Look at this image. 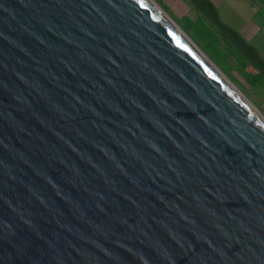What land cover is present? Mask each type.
Here are the masks:
<instances>
[{
    "label": "water",
    "instance_id": "95a60500",
    "mask_svg": "<svg viewBox=\"0 0 264 264\" xmlns=\"http://www.w3.org/2000/svg\"><path fill=\"white\" fill-rule=\"evenodd\" d=\"M0 264H264V126L145 0H0Z\"/></svg>",
    "mask_w": 264,
    "mask_h": 264
},
{
    "label": "rangeland",
    "instance_id": "374dc122",
    "mask_svg": "<svg viewBox=\"0 0 264 264\" xmlns=\"http://www.w3.org/2000/svg\"><path fill=\"white\" fill-rule=\"evenodd\" d=\"M197 46L232 84L234 89L264 118V87L253 80L256 73L238 59L221 38L210 39L193 30L199 13L184 0H152ZM220 20L256 48L264 59V7L257 0H211Z\"/></svg>",
    "mask_w": 264,
    "mask_h": 264
},
{
    "label": "trees",
    "instance_id": "16d2710c",
    "mask_svg": "<svg viewBox=\"0 0 264 264\" xmlns=\"http://www.w3.org/2000/svg\"><path fill=\"white\" fill-rule=\"evenodd\" d=\"M184 1L188 2L199 13V18L195 22L193 30L203 34L206 38H221L227 47L233 50L238 59L256 72L252 76L253 80L264 87V59L256 48L220 20L218 11L210 0ZM257 1L264 7V0Z\"/></svg>",
    "mask_w": 264,
    "mask_h": 264
},
{
    "label": "bare ground",
    "instance_id": "6f19581e",
    "mask_svg": "<svg viewBox=\"0 0 264 264\" xmlns=\"http://www.w3.org/2000/svg\"><path fill=\"white\" fill-rule=\"evenodd\" d=\"M165 21L173 28L179 36L187 43L193 51H195L199 57L208 65L211 71L223 82V84L246 106V108L259 120L264 126V118L256 111V109L248 104L244 98L234 89L232 84L219 72V70L203 55V53L197 48V46L186 36V34L152 1L145 0Z\"/></svg>",
    "mask_w": 264,
    "mask_h": 264
},
{
    "label": "crops",
    "instance_id": "0c3cea01",
    "mask_svg": "<svg viewBox=\"0 0 264 264\" xmlns=\"http://www.w3.org/2000/svg\"><path fill=\"white\" fill-rule=\"evenodd\" d=\"M211 1V0H210ZM212 2V1H211ZM213 3V2H212ZM213 5L215 6V4L213 3ZM260 5V4H259ZM261 6V5H260ZM216 7V6H215ZM216 9H217V7H216Z\"/></svg>",
    "mask_w": 264,
    "mask_h": 264
}]
</instances>
